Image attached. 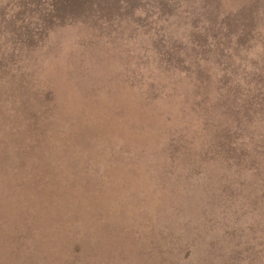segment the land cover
<instances>
[{
    "label": "rangeland",
    "instance_id": "1",
    "mask_svg": "<svg viewBox=\"0 0 264 264\" xmlns=\"http://www.w3.org/2000/svg\"><path fill=\"white\" fill-rule=\"evenodd\" d=\"M0 264H264V0H0Z\"/></svg>",
    "mask_w": 264,
    "mask_h": 264
}]
</instances>
